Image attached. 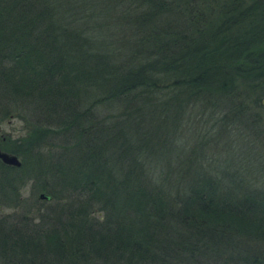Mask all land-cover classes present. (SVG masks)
Wrapping results in <instances>:
<instances>
[{"label":"trees","instance_id":"obj_1","mask_svg":"<svg viewBox=\"0 0 264 264\" xmlns=\"http://www.w3.org/2000/svg\"><path fill=\"white\" fill-rule=\"evenodd\" d=\"M263 97L264 0H0V264H264Z\"/></svg>","mask_w":264,"mask_h":264},{"label":"rangeland","instance_id":"obj_2","mask_svg":"<svg viewBox=\"0 0 264 264\" xmlns=\"http://www.w3.org/2000/svg\"><path fill=\"white\" fill-rule=\"evenodd\" d=\"M23 132H24L23 124L17 117H9V118H5L4 120H1L0 121V145L3 144V143H1V141L3 139V142H4V144L2 145L3 150L9 151L10 147L12 145H14V139L16 137H18ZM5 135H8L10 138L6 137ZM9 152H11V151H9ZM12 153H14V152H12ZM31 191H32V189H31V184H30L23 191V195L27 196L29 198V196H32ZM17 208H19V207H17ZM3 209H4L5 213H8V212L11 213V211H13L12 208H9L6 206ZM14 210H16V209H14ZM260 243L257 244V247L259 248V250L261 249L262 244H263V243L262 244H260Z\"/></svg>","mask_w":264,"mask_h":264},{"label":"water","instance_id":"obj_3","mask_svg":"<svg viewBox=\"0 0 264 264\" xmlns=\"http://www.w3.org/2000/svg\"><path fill=\"white\" fill-rule=\"evenodd\" d=\"M262 102L264 104V97L262 99ZM0 160L3 162V163H6L8 165H13V166H20L21 165V160L19 158V156L15 153H12V152H9V151H6V150H3L1 147H0ZM39 196L41 198H46L47 195L43 192H41L39 194Z\"/></svg>","mask_w":264,"mask_h":264}]
</instances>
